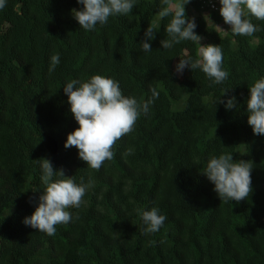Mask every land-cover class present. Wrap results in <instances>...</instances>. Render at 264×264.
Segmentation results:
<instances>
[{"label": "trees", "instance_id": "obj_1", "mask_svg": "<svg viewBox=\"0 0 264 264\" xmlns=\"http://www.w3.org/2000/svg\"><path fill=\"white\" fill-rule=\"evenodd\" d=\"M161 7L137 0L128 16L91 31L72 14L83 8L77 0H7L0 9V264H264V135L247 123L249 88L264 78V21L251 18L261 29L251 37L227 25V39L207 24L220 25L221 15L202 14L197 0L185 5L204 45L222 48L229 77L213 84L200 69L175 71L180 58H199V45L163 49L170 18L159 19ZM149 25L156 31L146 53ZM94 75L116 80L138 102L159 93L99 170L63 146L78 128L63 87ZM230 97L233 109L215 104ZM224 153L253 164L246 200H220L203 173ZM41 158L91 184L81 207L69 209L72 221L52 236L23 223L43 191ZM153 207L167 219L145 235L141 213Z\"/></svg>", "mask_w": 264, "mask_h": 264}, {"label": "clouds", "instance_id": "obj_2", "mask_svg": "<svg viewBox=\"0 0 264 264\" xmlns=\"http://www.w3.org/2000/svg\"><path fill=\"white\" fill-rule=\"evenodd\" d=\"M190 0H161L158 12L160 20L170 18L165 27L169 39L161 40L163 49H171L182 41H192L199 45L198 57L180 58L175 66L177 73L187 67L200 69L213 84H222L229 73L222 67L223 51L219 45H202V37L195 33L194 18H186L185 5ZM7 0H0V9L6 7ZM83 5L82 10H72L75 20L85 31L95 30L97 24L105 25L111 16H128L137 0H77ZM219 13L225 24L230 26L233 35L251 37L261 29L251 18L264 21V0H219ZM219 28V27H217ZM155 26L149 25L145 30V40L141 42L144 52H151L147 42L155 37ZM60 63L59 54L50 58L49 73ZM79 85V86H77ZM228 89H224L222 94ZM67 95L70 112L78 124V128L67 135L64 148L75 147L78 157L86 162L92 170H99L105 161L113 159V147L118 140L131 133L141 114L147 115L150 106L158 99L156 89L151 90V97L138 102L133 97L122 94L119 83L101 75L92 76L87 82L71 80L63 87ZM247 101V123L254 135H264V78L259 79L249 88ZM224 103L226 109L236 107L235 97ZM129 149V153H131ZM42 170L40 177L43 184L38 206L23 223L31 228L52 236L56 226L72 221L69 209H79L84 203L86 190L91 184H77L72 176H65L64 170H54L50 160H36ZM251 161H233L232 154L224 153L212 157L203 172L214 184V191L224 202L246 200L251 192ZM145 235L158 232L167 217L159 214L156 207L141 213Z\"/></svg>", "mask_w": 264, "mask_h": 264}, {"label": "built area", "instance_id": "obj_3", "mask_svg": "<svg viewBox=\"0 0 264 264\" xmlns=\"http://www.w3.org/2000/svg\"><path fill=\"white\" fill-rule=\"evenodd\" d=\"M197 3L199 4V10L202 14L214 13L220 15L219 0H197Z\"/></svg>", "mask_w": 264, "mask_h": 264}, {"label": "rangeland", "instance_id": "obj_4", "mask_svg": "<svg viewBox=\"0 0 264 264\" xmlns=\"http://www.w3.org/2000/svg\"><path fill=\"white\" fill-rule=\"evenodd\" d=\"M207 24L209 25V26H212V27H214L223 37H225V38H227V39H229V37L225 34V27L227 26L225 23H224V21H222V23L220 24V25H214V24H212V22H210V21H207ZM217 27H219V28H217ZM200 44H202V45H204L205 44V39L204 38H202V40L200 41ZM175 66H176V64L174 65V68H175ZM176 71V70H175Z\"/></svg>", "mask_w": 264, "mask_h": 264}, {"label": "crops", "instance_id": "obj_5", "mask_svg": "<svg viewBox=\"0 0 264 264\" xmlns=\"http://www.w3.org/2000/svg\"><path fill=\"white\" fill-rule=\"evenodd\" d=\"M227 25V24H226Z\"/></svg>", "mask_w": 264, "mask_h": 264}]
</instances>
